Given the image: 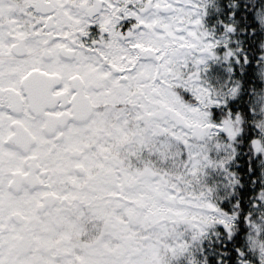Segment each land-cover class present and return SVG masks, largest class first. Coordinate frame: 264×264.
<instances>
[{"label": "snow or ice", "instance_id": "1", "mask_svg": "<svg viewBox=\"0 0 264 264\" xmlns=\"http://www.w3.org/2000/svg\"><path fill=\"white\" fill-rule=\"evenodd\" d=\"M0 264H264V0H0Z\"/></svg>", "mask_w": 264, "mask_h": 264}]
</instances>
